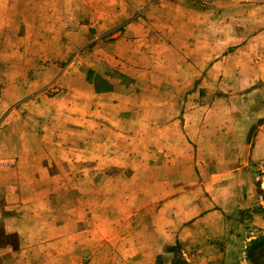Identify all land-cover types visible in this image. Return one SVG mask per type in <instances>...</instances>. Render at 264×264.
Returning a JSON list of instances; mask_svg holds the SVG:
<instances>
[{
	"label": "crops",
	"instance_id": "obj_1",
	"mask_svg": "<svg viewBox=\"0 0 264 264\" xmlns=\"http://www.w3.org/2000/svg\"><path fill=\"white\" fill-rule=\"evenodd\" d=\"M191 5L188 1H134L135 12L123 23L117 44L136 74L134 91H149V98L142 99L141 92L116 98L113 106L119 113L116 122L109 124L105 113L92 112L97 116L84 117L78 130L70 108L55 110L56 97L38 100L44 95L42 90L32 95L36 86L23 76L30 70L41 74V66L20 64L14 51L0 54V212L6 215L2 233L16 237L15 242L0 244L2 264H78L74 224H68L72 233L66 241L57 223L62 200L61 152L77 153L78 134L86 138L82 153L104 155L97 159V166L110 160L108 154L113 152L121 153L126 164L133 154L134 170L148 168L147 178L138 177L147 182L138 179V183L159 187L145 198L146 207L120 212L129 218L145 215L148 231L135 228L131 242L118 241L117 250L124 251V256L114 263L104 258L110 241L102 236L104 242L92 254L99 259L97 264H161L164 255L171 256L167 264L178 258L185 264H252L247 258L249 248L255 241L264 242V0H210L203 8ZM128 6L118 5L121 9ZM189 27L195 39L188 37ZM193 40L197 45L189 44ZM166 58L183 59L180 73L188 71L185 59L196 58L197 74L212 75L207 88L224 87L223 78L228 75L227 87L243 93L232 94L235 105L229 103L228 115H219L217 120L198 118L190 137L182 126L188 114L176 117L170 112L171 99L150 98L156 90L173 87L166 76L172 72ZM105 93L94 94L96 105L105 102L99 104L101 109L110 108L114 101L113 94ZM43 103L53 106L42 110ZM94 103L92 111L97 109ZM32 137L44 144L29 146ZM111 137L121 140L98 145L100 139ZM190 139L198 155L200 150L207 155L198 158L193 168L202 164L213 172L205 179L192 175L190 182H184L183 178L182 184L191 188L173 194L174 168L189 167ZM32 153L40 154L42 161L34 163ZM71 167L76 168V161L69 160ZM68 214L70 218L75 212ZM172 249H181L182 256L174 257Z\"/></svg>",
	"mask_w": 264,
	"mask_h": 264
},
{
	"label": "rangeland",
	"instance_id": "obj_2",
	"mask_svg": "<svg viewBox=\"0 0 264 264\" xmlns=\"http://www.w3.org/2000/svg\"><path fill=\"white\" fill-rule=\"evenodd\" d=\"M6 1L9 3L6 4ZM134 1L140 2V0H0V44L2 45L0 54L14 51L12 55L19 58L20 64L23 63L22 61H27L30 67L36 64L41 66V74L30 70L23 76L29 85L36 86L37 92L32 95L36 97L39 95L38 91L42 90L44 95L37 97L38 100L42 99V96L56 97L55 110L57 108L68 111L70 108L71 116L77 117L78 130L82 127L84 117L90 114L97 116L92 112L105 113L108 124L116 122V113H119V108L113 106L117 102L116 98L131 97L132 94L139 92H141L142 99L149 98V91H134L133 77L136 74H133L128 59L123 58V47L117 44L123 23L129 20L135 12L132 9ZM170 1L189 2V0ZM121 3L129 5L128 8L118 7ZM190 16V20L196 18ZM190 31L188 37L194 36L195 39L196 34H192L191 28ZM6 43L10 46H5ZM174 43L177 42L174 40ZM189 44L195 46L197 42L193 40ZM12 59L13 63L17 64L16 59ZM185 60H187L188 71L180 73L178 71L183 59L166 58V62L172 69V72H169L171 74L166 76L170 77L174 88L168 86L166 89L156 90L150 98L158 101L165 97L171 99L170 112L176 117L181 113L188 114V118L182 121V126H184L183 130L192 137L191 133L197 127L198 118L209 116L210 119L217 120L219 115H228L229 103L235 105L232 94L240 95L243 91L230 90L227 87L228 75L221 77L226 81L224 87L207 88V82L212 80V75L197 74L195 71L198 66L196 58ZM158 76L163 78L165 74L159 73ZM0 77L2 78V73ZM20 78L21 76L17 79L20 81ZM91 88L93 92L90 91ZM97 91L114 95L111 99H114L112 108L101 109L103 106L99 107V104L103 105L105 102L100 103V101L96 105L94 94L98 93ZM90 95L93 96L91 101L88 100ZM181 99L184 100L185 105L184 102L180 104L178 100ZM85 103H89L88 106ZM91 103H94L97 109L92 111ZM52 106L43 103L41 109L45 110L48 107L51 109ZM66 115L68 116L69 113L66 112ZM18 127L20 128V125ZM30 127L36 130L33 123H30ZM30 132L33 133V131ZM37 136L40 137L38 133ZM63 139L65 138L60 140L63 141ZM85 140L83 135L78 134L77 153L61 152L62 200L60 221L57 223L61 225V238L66 241H68V235L72 233V228L69 230L68 224H74L78 264L99 263V259L92 257V254L101 247L100 242H104L101 240L102 236L110 241L108 249L104 250L106 251L104 258L114 263L124 256V251L117 250L116 243L121 239L131 242L134 238L132 231L135 228H139L142 232L148 231L149 228L148 219L143 218L146 217L145 215L129 218L128 214L121 217L120 212L122 210L133 212L146 207L148 202L145 198L154 193L155 189L157 192L159 187L138 183V179L141 182H147L138 177L147 178L148 168L145 171L134 170L132 168L133 154H129V164L124 162L121 153L113 152V154H108L110 160L105 159L103 160L106 161L105 164L97 166V159L99 157L103 159L104 155L82 153ZM120 140V138L111 137L108 141L102 138L97 142L98 145H101L103 141L115 144ZM124 141L132 142L130 139ZM193 142L190 139L188 169L174 168L173 194L184 188H191V185L182 184L183 178L184 182L186 180L190 182L192 175L205 179L213 172V169L201 163L199 164L202 167L193 168L198 158H207L203 150H200L198 155L197 146ZM27 144L37 146L44 144V141L32 137ZM216 154L220 156L222 153ZM30 156L33 157L34 163L36 160L42 161L40 154L32 153ZM0 157L3 156L0 155ZM69 160L76 161V168H68ZM123 165H128V168H122ZM258 173L261 176V172L258 171ZM0 192L3 193L2 190ZM70 210L75 214L69 218L68 211ZM0 215V244L7 241L15 242V236L2 233L3 220L6 215L5 212H0ZM71 238L75 240L74 237ZM181 252L180 249L172 253L174 257H180ZM167 257L171 259L170 255H164L161 264H167L166 260L169 259ZM0 264H2L1 261Z\"/></svg>",
	"mask_w": 264,
	"mask_h": 264
},
{
	"label": "trees",
	"instance_id": "obj_3",
	"mask_svg": "<svg viewBox=\"0 0 264 264\" xmlns=\"http://www.w3.org/2000/svg\"><path fill=\"white\" fill-rule=\"evenodd\" d=\"M174 249L172 250L175 251ZM247 258L252 264H264V242L259 240L253 242L251 247L249 248ZM176 262H178L179 264H185L184 262H180L179 259H176V261H174V263Z\"/></svg>",
	"mask_w": 264,
	"mask_h": 264
},
{
	"label": "built area",
	"instance_id": "obj_4",
	"mask_svg": "<svg viewBox=\"0 0 264 264\" xmlns=\"http://www.w3.org/2000/svg\"><path fill=\"white\" fill-rule=\"evenodd\" d=\"M210 0H189V2L198 7H206Z\"/></svg>",
	"mask_w": 264,
	"mask_h": 264
}]
</instances>
